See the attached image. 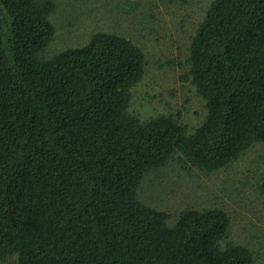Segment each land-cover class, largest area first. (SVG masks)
Returning a JSON list of instances; mask_svg holds the SVG:
<instances>
[{
  "label": "trees",
  "instance_id": "16d2710c",
  "mask_svg": "<svg viewBox=\"0 0 264 264\" xmlns=\"http://www.w3.org/2000/svg\"><path fill=\"white\" fill-rule=\"evenodd\" d=\"M55 9L0 0V261L255 264L228 240L227 210L187 208L171 225L139 190L173 159L210 173L264 143V0H212L200 22L183 76L206 102L193 132L131 112L147 58L125 35L44 58Z\"/></svg>",
  "mask_w": 264,
  "mask_h": 264
},
{
  "label": "rangeland",
  "instance_id": "374dc122",
  "mask_svg": "<svg viewBox=\"0 0 264 264\" xmlns=\"http://www.w3.org/2000/svg\"><path fill=\"white\" fill-rule=\"evenodd\" d=\"M56 27L44 58L88 43L99 31L125 35L146 53L144 78L133 91L131 112L141 119L173 114L193 132L206 118L204 98L183 78L192 37L212 0H54ZM182 63H184L182 65ZM139 196L168 212L174 225L187 208H223L232 218L228 240L250 247L264 264V143L227 167L204 172L176 158L149 172ZM0 264H18L15 257Z\"/></svg>",
  "mask_w": 264,
  "mask_h": 264
}]
</instances>
